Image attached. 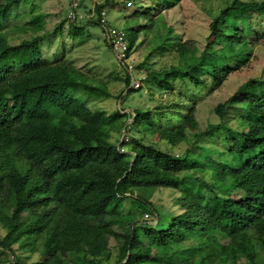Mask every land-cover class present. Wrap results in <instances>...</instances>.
I'll return each instance as SVG.
<instances>
[{
	"label": "trees",
	"instance_id": "1",
	"mask_svg": "<svg viewBox=\"0 0 264 264\" xmlns=\"http://www.w3.org/2000/svg\"><path fill=\"white\" fill-rule=\"evenodd\" d=\"M178 1L156 0L132 14ZM108 2L117 0L92 10L71 1L75 16L67 15L53 32H41L42 15L34 14L17 26L30 31L28 37L13 43L4 27L19 4L32 10L35 2L0 0V264L8 261L7 252L11 264H18L15 250L31 252L38 241V258L30 264H264V60L254 56L264 39V0L229 1L209 23L201 49L166 28L154 49L173 52L177 63L161 71L144 68L141 77L149 89L171 90L176 79L191 85V114L200 91L218 88L250 59L259 60V73L213 108L219 122L204 132L208 147H198L209 160L208 181L195 172L177 175L202 166L189 150L173 154L123 138L116 151H106L111 131L123 127L126 114L122 108L110 114L91 109L90 98L110 96L106 86L56 54L44 55L45 39L65 22L71 37L87 25L104 33L100 13H107ZM78 6L85 12L81 18ZM136 38L132 29L128 55ZM124 80L128 91L142 87L130 86L129 74ZM150 117V109L136 108L128 128L136 123L150 129ZM213 135L221 137L223 148ZM156 187L179 191L175 203L181 212L148 201Z\"/></svg>",
	"mask_w": 264,
	"mask_h": 264
},
{
	"label": "rangeland",
	"instance_id": "2",
	"mask_svg": "<svg viewBox=\"0 0 264 264\" xmlns=\"http://www.w3.org/2000/svg\"><path fill=\"white\" fill-rule=\"evenodd\" d=\"M71 1L84 4L91 10L96 4L106 2V0H28V4L35 2L33 9L31 10L27 4H19L16 11L17 15L16 13L13 14L11 22L3 30L7 32L9 41L16 43L22 38L28 37L30 33V31L18 29L17 26L24 25L32 15L41 14L44 21V28L41 32H53L62 19L69 14ZM123 1L117 0L115 4L108 2L105 7L107 21L125 32H129L128 39L131 37L132 29L136 31L137 38L129 55L124 56L125 60L120 61L110 49L100 26L87 25L81 34L71 37L67 22L60 31L45 39L42 47L43 53L49 59H52L56 54L60 59L88 76L97 78L106 86L110 96L90 98L87 104L91 109H103L110 114L112 111L122 108L123 113L126 114L121 119V122H124L123 127H127L126 130L121 127V129L111 131L106 151H116L123 138L126 142L132 138H138L144 143L153 144L173 154H181L189 150L192 154H197L202 166L195 168L196 170L179 172L177 175L195 172L197 177L208 181L210 172L204 167H207L209 160L203 157L204 154L199 151L198 147H208L207 139L209 140V137L204 132L209 131L208 126L210 124L219 122L213 108L219 101L224 100L234 92L245 78L252 73H259V60L250 59L249 66L230 73L218 88L200 91L197 101L193 103L194 110L191 114L187 111V108L192 106V100L189 97L192 92L191 85L176 79L172 82L171 90H162L156 87L149 89L142 82L140 90L128 91L124 79L130 72L135 77H142L143 79L146 74L144 68L161 71L177 63L178 56L173 52L159 53L154 49L161 43L165 29L168 27H172L174 32L180 36L181 42L185 40L194 42L201 49L209 33V23L218 11L231 0H179L173 7H165L164 4L159 5L156 11H154L155 9H146L156 0H136L135 5L134 0V3L127 7L124 6ZM141 5L147 7L140 8L141 13L139 14H132V11ZM78 7L79 14L85 16L83 9ZM145 9L146 12L142 13ZM148 18H151V23L140 27V24H148ZM128 39L126 37V41ZM261 41L263 43L256 44L254 47V56H259L258 58L263 62L264 39ZM152 50L154 52L148 57ZM143 63L145 65L140 68L139 66ZM120 94L122 97H119ZM136 108L151 110L152 125H150V129H143L136 123H131L128 128ZM184 113L188 114V117H183ZM176 130H179V136ZM213 130L216 132L215 126ZM195 132L201 133L191 143V140H194L192 137ZM212 139L220 148H223L221 137L213 135ZM147 194L148 201L159 209L171 213L181 212L180 207L175 203L179 191L168 187H156L149 190ZM128 208L127 202L125 210ZM155 221L156 218L152 220V224ZM4 233V229L0 227V237ZM114 244L115 242L111 241V245ZM40 248L41 243L38 241L35 250L31 252L15 250V259L18 264H30L38 258ZM6 255L8 257H4L8 258V261L4 264H11L13 261L12 254L7 252Z\"/></svg>",
	"mask_w": 264,
	"mask_h": 264
},
{
	"label": "built area",
	"instance_id": "3",
	"mask_svg": "<svg viewBox=\"0 0 264 264\" xmlns=\"http://www.w3.org/2000/svg\"><path fill=\"white\" fill-rule=\"evenodd\" d=\"M77 3L73 2V6ZM127 6L132 5V0L126 1ZM69 17H74V12L72 9L69 11ZM77 17L81 18L82 15L79 14ZM100 24L104 28V35L106 42L109 44L111 50L116 54L119 60H125L124 56L127 55L128 44L126 41V32L112 24H109L106 19V11L103 9L100 13ZM130 75V86L134 88H140L142 86L141 77H135L131 72Z\"/></svg>",
	"mask_w": 264,
	"mask_h": 264
}]
</instances>
